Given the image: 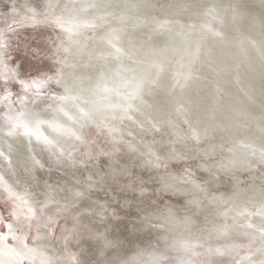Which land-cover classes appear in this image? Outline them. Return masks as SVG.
<instances>
[{
  "label": "bare ground",
  "instance_id": "obj_1",
  "mask_svg": "<svg viewBox=\"0 0 264 264\" xmlns=\"http://www.w3.org/2000/svg\"><path fill=\"white\" fill-rule=\"evenodd\" d=\"M0 34L9 67L52 77L15 108L64 129L9 135L0 103V177L37 209V264L264 261V0H0Z\"/></svg>",
  "mask_w": 264,
  "mask_h": 264
},
{
  "label": "snow or ice",
  "instance_id": "obj_2",
  "mask_svg": "<svg viewBox=\"0 0 264 264\" xmlns=\"http://www.w3.org/2000/svg\"><path fill=\"white\" fill-rule=\"evenodd\" d=\"M54 23L61 27L63 31L71 32L72 30L70 27H64L63 21L59 17L55 18ZM6 47L7 45L3 41V34H0V64H4L6 69L0 72V103L10 102L8 106L9 115L6 117V121L11 126L8 134L10 135L13 132L20 131L25 136L35 137L38 141L46 145H51L52 141L44 136L40 131V126L47 124L49 128L57 132L64 131L62 126L39 118L40 114L35 110L27 113L18 111L15 108V104L17 102L24 104L26 97L38 99L47 95L46 89L50 86L52 77L47 75L31 78L24 77L18 71L8 66ZM117 51L119 50L117 49ZM16 89H19L22 95H17ZM14 95L16 96V100H12ZM51 98L61 101L72 99L73 106H75V97L70 98L66 95L57 96L55 93H52ZM115 98L117 101L126 99L131 102L135 101L137 96L135 94L125 96L117 90ZM64 115L69 120L72 119L67 112H64ZM29 118H35V123ZM72 134L74 135V133ZM0 186H3V191L7 193V199L13 204V211L9 213L10 220L6 222L3 217H0V264H25V261H27V264H37L34 257L44 255L42 248L37 243L41 237H35L33 244L30 246L26 231L31 229V221L37 219V209L23 196L18 195L10 186L5 185L3 177H0ZM49 221H51V218H49ZM248 227H252V225L249 224ZM260 235L264 237V228L260 230ZM9 241L12 243H9ZM17 242L19 246H17ZM217 252L223 254V251L220 249H217ZM39 264H56V261L43 258L39 261ZM150 264H161V262L156 260L150 262ZM260 264H264V261H261Z\"/></svg>",
  "mask_w": 264,
  "mask_h": 264
},
{
  "label": "water",
  "instance_id": "obj_3",
  "mask_svg": "<svg viewBox=\"0 0 264 264\" xmlns=\"http://www.w3.org/2000/svg\"><path fill=\"white\" fill-rule=\"evenodd\" d=\"M169 39H170V40H169L170 42H172V41L175 42L173 38L169 37ZM173 42H172V43H173ZM162 50H163V49H162Z\"/></svg>",
  "mask_w": 264,
  "mask_h": 264
}]
</instances>
